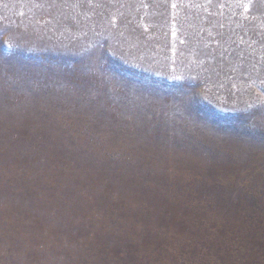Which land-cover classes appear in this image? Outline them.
Wrapping results in <instances>:
<instances>
[{
    "label": "rangeland",
    "instance_id": "374dc122",
    "mask_svg": "<svg viewBox=\"0 0 264 264\" xmlns=\"http://www.w3.org/2000/svg\"><path fill=\"white\" fill-rule=\"evenodd\" d=\"M0 264H264V0H0Z\"/></svg>",
    "mask_w": 264,
    "mask_h": 264
}]
</instances>
